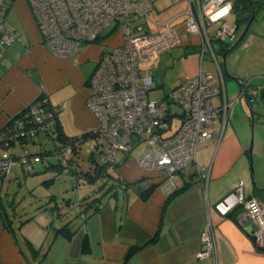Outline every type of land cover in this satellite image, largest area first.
Returning <instances> with one entry per match:
<instances>
[{"label": "crops", "instance_id": "1", "mask_svg": "<svg viewBox=\"0 0 264 264\" xmlns=\"http://www.w3.org/2000/svg\"><path fill=\"white\" fill-rule=\"evenodd\" d=\"M6 3V25L19 40L8 45L0 58V131L42 93L60 106L56 132L62 137L95 131L97 119L86 104L87 79L99 58V44H86L71 58L56 57L44 45L28 1ZM235 20L233 12L227 23ZM219 50L222 52L221 47ZM219 65L222 77L216 65L215 75L224 89L213 98L216 106L224 99L233 101L241 91L237 84V91L230 96L227 76ZM259 74L262 76L251 73L248 81L257 82L256 86L264 84V73ZM238 101L224 124L220 118L214 120L211 137L197 145L195 163L171 179L166 170H142L132 150L118 154L107 166L111 176L96 180L101 182L99 189L106 186L103 195L82 197L75 211L55 196L34 206L32 214L24 218L17 212L10 216L1 204L0 264H264V247L248 230L254 222L249 217L247 221L243 207L233 204L227 213L221 208L223 199L234 201L232 194L238 183L244 199L257 197L264 206V124L256 121L253 127L254 175L248 153L250 118L242 99ZM41 138L42 143H28V148L51 155L53 150L44 148L47 141H52L54 148L61 144V137ZM22 144L18 141L12 151L18 153ZM197 164L205 167V178ZM32 171L36 172L34 165ZM108 180L113 181L109 186ZM3 212L11 221L4 220ZM208 223L214 230L216 257L199 259L195 255ZM64 229L72 232L70 237Z\"/></svg>", "mask_w": 264, "mask_h": 264}, {"label": "built area", "instance_id": "2", "mask_svg": "<svg viewBox=\"0 0 264 264\" xmlns=\"http://www.w3.org/2000/svg\"><path fill=\"white\" fill-rule=\"evenodd\" d=\"M27 1L44 45L54 56L71 58L84 45L100 41L99 58L87 79L86 102L97 119L91 146L100 165L113 164L117 153H129L142 144L135 159L137 165L144 171L166 170L171 179L176 172L195 163L197 145L211 137L214 120L220 118L224 124L239 100L224 99L221 105H214L213 98L222 93L224 85L202 65L209 54V61L217 66L222 77L212 44H230L235 39L236 24L226 20L233 14L236 0H183L187 2L186 12L163 23L164 29L157 32H153V24H162L151 16L156 0ZM7 9L6 0H0V58L8 45L19 40L6 25ZM218 22L221 25L211 33L210 26ZM223 37L226 41H222ZM181 43L196 48L199 70L194 75H184L166 100H149L148 91L157 88L155 72L161 54ZM172 105L179 111H173ZM59 111L60 106L53 105L42 93L0 131V185L15 164L30 171L34 163L42 160L40 150L33 151L27 144H37L43 135L52 138ZM176 116L180 118L177 125ZM18 141L24 144L15 154L12 148ZM57 151L66 161L72 155L73 145L60 144ZM196 167L205 178V167ZM166 188L171 192L168 183ZM232 195L234 201H221L222 212L227 213L233 204L243 207L255 224V242L264 247V206L257 197L244 199L241 183ZM200 241L196 258H215L214 230L209 223L201 232Z\"/></svg>", "mask_w": 264, "mask_h": 264}, {"label": "rangeland", "instance_id": "3", "mask_svg": "<svg viewBox=\"0 0 264 264\" xmlns=\"http://www.w3.org/2000/svg\"><path fill=\"white\" fill-rule=\"evenodd\" d=\"M186 8L187 2L183 0L177 3H172L171 0H156L153 3L151 16L155 17L157 23L162 25L159 26L153 24V32L163 30V23L186 12ZM229 19L230 16L227 18L226 22ZM220 25L221 22L212 24L209 28L210 32L213 33ZM243 28L244 25L240 26L236 32L235 39L231 43L238 38ZM250 36H252L250 44L244 48L239 44L234 49L227 52L225 66L222 61V52L219 50L220 47H222L221 42H213L216 58L218 62L221 63L222 70L227 76L226 87L230 96L237 91V80L228 77L229 74L230 76L242 78L245 82L251 78V73H257L258 76H262V74L259 73H264V5H262L256 13L244 42H246ZM254 38H257V42H255L256 39ZM222 41H226V38L223 37ZM90 44L92 45V43ZM93 44L98 45L100 44V41L94 42ZM195 49L196 48L193 47H185V44L181 43L173 50L161 54V63L155 72L157 88L148 91L147 97L149 100H166V95L183 79L184 75H193L197 73L199 69L198 55ZM209 57V54L205 55V59L203 60V70L216 74L217 70L215 64L209 61ZM235 57H237V59H235ZM256 83L257 82L252 81L251 86H256ZM216 102L217 99H213V103ZM238 103L239 101L235 103V105ZM171 108L173 111H179V108L175 105H172ZM179 119V117H175L174 122L176 125L179 124ZM249 128L251 138L250 123ZM42 140L43 138L40 139L41 143ZM254 141L255 136L253 128V144ZM47 142L48 143L44 145V148H51L53 152L51 155H43L42 162L40 161L41 163L34 164L36 172H33L32 170H24L18 163L13 166L11 173L1 180L0 204L8 209L10 216H12L14 212H17L20 215L19 217L23 218L27 215H31L34 206L49 202V199L52 196H55L57 201L65 204L67 209L72 212L79 209L78 200L83 201L82 197L86 195L88 197H101L106 190V186L103 187V190L99 189L101 186L100 181H88L86 173H84L88 170H94V162L90 159L91 152L94 151L91 146V139L85 140L81 144L79 153L73 155L74 161L71 164V167L77 170L75 173L70 171V167L68 166L67 168H61L58 166L60 163H62V165L66 164V161L63 162L61 160L58 151L53 147V142ZM29 148L31 150L33 149L30 146ZM142 148V144L138 145V147L133 149L132 154L138 155ZM118 154H120V152L117 153V155ZM252 157L255 175L256 162H254L253 149ZM112 183V180H108V186Z\"/></svg>", "mask_w": 264, "mask_h": 264}, {"label": "water", "instance_id": "4", "mask_svg": "<svg viewBox=\"0 0 264 264\" xmlns=\"http://www.w3.org/2000/svg\"><path fill=\"white\" fill-rule=\"evenodd\" d=\"M259 3V2H257ZM248 4L251 5L253 11L249 17V19L247 20L242 32L240 33V35L238 36V38L233 42V43H227L224 42L222 44V47L225 49V51L222 52V61L223 64L225 66V59H226V54L228 51L234 49L236 46L239 45V43L241 44L242 40L244 39V37L248 34V31L250 29L251 23L256 15V13L258 12V10L262 7V3L258 4V7L255 9L254 8V3L252 0H248ZM242 5L240 3H236L234 5L233 8V12L235 14H238V11L241 9ZM252 41V36H250V38L248 40H246V42H244L243 44H241V47L244 48L245 46H247L248 44H250ZM235 59H237V57H235ZM227 72V71H226ZM227 74V73H226ZM228 75V74H227ZM228 77L234 78L237 80V84L240 86L241 91L239 93L238 96L239 100L242 99L244 105L246 106L249 118H250V125H251V142H250V146L248 148V153H249V158H250V167H251V172H253V157H252V146H253V127L255 122H259L264 124V84L260 85V86H251V83H243L242 80L240 78H237L235 76H230V74L228 75ZM251 86V89H250ZM254 182V178L252 179ZM249 216H246L245 218L248 219L247 221H249ZM255 228V224L251 223L248 226V230L250 232H253Z\"/></svg>", "mask_w": 264, "mask_h": 264}, {"label": "trees", "instance_id": "5", "mask_svg": "<svg viewBox=\"0 0 264 264\" xmlns=\"http://www.w3.org/2000/svg\"><path fill=\"white\" fill-rule=\"evenodd\" d=\"M241 2H243V0H241ZM262 4H264V3H262ZM249 15L250 14L246 15L245 13L236 14V20H235L236 32L238 31V29L240 28V26H242V25L245 26L247 20L249 19ZM221 50H222V52L225 51V49L223 47H221ZM56 128H57V126H56ZM56 131L57 130L55 129V131H54L55 134L52 137H54V138L61 137V144H63V143H70V144L73 145L72 155L68 158V160H66V164L62 165V163H60V164H58V166H60L61 168H65V167L67 168V166H68V167H70V171H72V172L75 173L77 170L75 168H72L71 167V164L74 161L73 155L79 153L80 148H81V144L85 140L92 139L94 137L95 132L92 130V131L84 132V133H82L80 135H77V136L62 137V135L58 134ZM58 147L59 146H55L54 149L57 150ZM45 154H47L45 150L40 151L41 158ZM90 159L94 162V170L93 171L88 170V171L84 172V173H86V176H87L88 181L94 182V181H96L99 178H103V177L111 176L112 175V173H110V172L107 171V166H109V165H100L97 162L96 155L94 154V151L91 152ZM62 161L65 162L64 160H62ZM67 163L70 164V165H68ZM150 191H151V188L147 191L146 196L149 194ZM1 213L2 212L0 210V215H1ZM3 213H4V220L11 221V218H9L7 212H3ZM27 219H30V217H27ZM64 233H65V236L66 237H70V234L72 232H70L69 230H65L64 229ZM87 243L88 242L86 240V242H85V245L86 246H87Z\"/></svg>", "mask_w": 264, "mask_h": 264}, {"label": "flooded vegetation", "instance_id": "6", "mask_svg": "<svg viewBox=\"0 0 264 264\" xmlns=\"http://www.w3.org/2000/svg\"><path fill=\"white\" fill-rule=\"evenodd\" d=\"M254 3V8L256 9L258 7L259 3H264V0H252ZM259 2V3H257ZM235 3H240L242 5L241 9L238 11V14L240 13H245L246 15L252 13L253 9L251 7V5L248 4V0H243V2H241V0H236ZM249 15V17H250ZM246 38V36L244 37V39ZM244 39L242 40L241 44H243ZM240 44V43H239Z\"/></svg>", "mask_w": 264, "mask_h": 264}, {"label": "bare ground", "instance_id": "7", "mask_svg": "<svg viewBox=\"0 0 264 264\" xmlns=\"http://www.w3.org/2000/svg\"><path fill=\"white\" fill-rule=\"evenodd\" d=\"M250 218V217H249Z\"/></svg>", "mask_w": 264, "mask_h": 264}]
</instances>
